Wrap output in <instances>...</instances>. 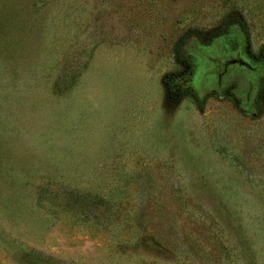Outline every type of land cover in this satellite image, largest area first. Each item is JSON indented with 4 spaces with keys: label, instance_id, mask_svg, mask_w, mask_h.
<instances>
[{
    "label": "rangeland",
    "instance_id": "374dc122",
    "mask_svg": "<svg viewBox=\"0 0 264 264\" xmlns=\"http://www.w3.org/2000/svg\"><path fill=\"white\" fill-rule=\"evenodd\" d=\"M0 264H264V0H0Z\"/></svg>",
    "mask_w": 264,
    "mask_h": 264
},
{
    "label": "flooded vegetation",
    "instance_id": "af4514ba",
    "mask_svg": "<svg viewBox=\"0 0 264 264\" xmlns=\"http://www.w3.org/2000/svg\"><path fill=\"white\" fill-rule=\"evenodd\" d=\"M207 61L208 63L205 66L207 71L201 84L209 75L213 76L216 87L214 90L242 91L243 98H241L240 104L248 108V97L254 91L257 81L256 76L259 73L260 66L251 61L249 57H245L240 51V47H236V49L229 47L224 55H215L213 58L207 59Z\"/></svg>",
    "mask_w": 264,
    "mask_h": 264
}]
</instances>
